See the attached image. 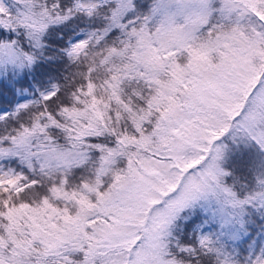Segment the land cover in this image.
<instances>
[{
  "label": "snow or ice",
  "instance_id": "6c2138e0",
  "mask_svg": "<svg viewBox=\"0 0 264 264\" xmlns=\"http://www.w3.org/2000/svg\"><path fill=\"white\" fill-rule=\"evenodd\" d=\"M0 264H264V0H0Z\"/></svg>",
  "mask_w": 264,
  "mask_h": 264
}]
</instances>
